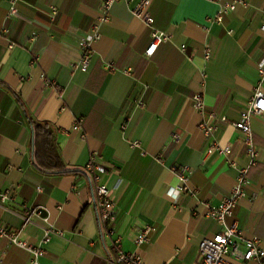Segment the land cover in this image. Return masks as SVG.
I'll return each mask as SVG.
<instances>
[{"label":"crops","instance_id":"0c3cea01","mask_svg":"<svg viewBox=\"0 0 264 264\" xmlns=\"http://www.w3.org/2000/svg\"><path fill=\"white\" fill-rule=\"evenodd\" d=\"M107 1L0 0V225L34 244L46 228L62 231L42 242L40 264H109L113 236L103 233L95 182L84 170L93 158L107 167L103 180L117 205L113 226L122 248L147 264H192L203 238L224 228L210 210L249 164L233 122L256 89L264 91L257 66L264 0L240 2L220 20L221 5L234 0H151L153 26L134 15L138 0H113L83 70L81 41ZM12 3L18 14L9 17ZM155 29L170 38L147 55ZM196 93L206 115L227 118L218 120L217 137L231 146L229 157L206 153ZM32 118L51 124L56 150L44 135L35 138ZM251 125L258 161L225 225L237 224L264 247V114ZM184 165L189 188L178 174ZM25 204L44 206L47 221L38 215L24 224ZM145 223L154 229L137 245ZM30 260L29 251L0 237V263Z\"/></svg>","mask_w":264,"mask_h":264},{"label":"built area","instance_id":"2783aa9c","mask_svg":"<svg viewBox=\"0 0 264 264\" xmlns=\"http://www.w3.org/2000/svg\"><path fill=\"white\" fill-rule=\"evenodd\" d=\"M112 1L113 0H108L103 5L98 22H95L92 25L91 32L88 33L81 41V46L84 50L80 60V65L83 70H87L89 66L88 62L91 57L92 42L101 37L100 24L110 20L109 8H111L110 4ZM240 2L248 3L247 0H234L233 2H226L222 4L220 13L216 19L220 20L224 14L234 10ZM150 5L151 0H138L134 6H132L134 15L141 18L147 26H153L154 23V16L150 12ZM17 10L18 8L15 3H12L8 14L9 17L16 16L18 14ZM57 12V7L53 6L50 12L52 19H55ZM260 28L264 31V22ZM3 31L7 32L8 28H4ZM169 38V33L158 29L153 30L152 39L146 49V54L152 55L157 46L160 43L169 40ZM210 56V49H207L206 57ZM257 66L260 75L264 77V57L258 62ZM192 101L194 108L203 115L200 126L208 139L206 153L211 154L217 151L229 157L232 153L231 146L223 144L217 137L219 130L218 120L226 121L227 118L225 116L220 117L215 112H211L209 115H206V104L202 94L200 93L194 94ZM262 114H264V91L262 88H257L253 98H251L242 108L240 118L233 122V126L239 132L242 144L246 149V155L250 159L249 164L239 168V175L235 186L219 205L210 210V214L221 222L224 225V228L221 232H218L217 235L214 234L213 236L203 238L200 243V255L192 264H247V262L252 260H256L258 264H264V247L261 245L260 238L258 236L246 237L243 235L242 230L237 224H232L230 226L225 225V217L232 213L233 208L239 199L246 195V187L250 182L248 176L249 168L252 165L257 164L259 150L253 139V125H251V120L254 116H260ZM80 121H82V119L76 122L74 129H80ZM123 128H125V125H123ZM174 137L177 138L178 134H175ZM229 162L232 165H235L234 159L229 158ZM188 168V165L180 167L178 174L181 181L184 183V187L189 188L188 181L190 170ZM84 170L88 172L89 175H92V180L95 182V200L99 222L104 230L103 233L113 236V253L108 259L109 264H147L143 261L139 254L127 252L122 248L123 237L116 233V229L113 226V223L116 220L117 205L111 197L110 188L107 182L103 180V174L107 171L106 165L101 162H96L92 158ZM9 196V190L1 193L3 200L8 199ZM24 206L26 212L24 215V224L32 222L33 217L38 215L43 220L47 221L44 206H34L29 204H25ZM153 229L154 228L151 224L145 223L136 237V244L140 245L147 241L148 234ZM52 232L62 233V231L56 230L54 227L46 228L44 235L41 238V243L34 244L20 236L21 230L0 225V237L8 238L11 243L18 245L31 253V260L29 264H40V258L45 253L42 242L47 241Z\"/></svg>","mask_w":264,"mask_h":264},{"label":"trees","instance_id":"16d2710c","mask_svg":"<svg viewBox=\"0 0 264 264\" xmlns=\"http://www.w3.org/2000/svg\"><path fill=\"white\" fill-rule=\"evenodd\" d=\"M33 125L34 136L37 138L40 135H44L46 140L52 149L56 150L55 140H54V129L49 122H41L39 120L31 119ZM76 171V170H73Z\"/></svg>","mask_w":264,"mask_h":264}]
</instances>
